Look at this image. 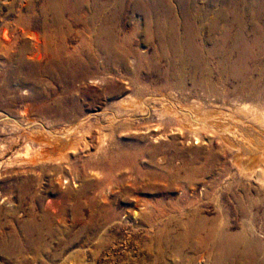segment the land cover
Returning <instances> with one entry per match:
<instances>
[{
	"label": "rangeland",
	"instance_id": "rangeland-1",
	"mask_svg": "<svg viewBox=\"0 0 264 264\" xmlns=\"http://www.w3.org/2000/svg\"><path fill=\"white\" fill-rule=\"evenodd\" d=\"M202 1L206 0H197ZM76 2L69 1L68 7L79 14ZM129 4L130 0L117 3L122 7L117 25L126 29L133 21L144 30L145 15ZM54 8L53 0H0V87L5 96L0 100V112L10 113L9 118L12 115L11 120L0 121V139H17L12 150L0 157V264H176L173 251L166 261L157 257L158 229L170 212L198 205L214 211L218 207L211 197L229 196L230 200L232 194L246 192L257 196L263 188L240 175L229 154L207 173L186 175L180 168L183 162L196 157L203 161L208 146L169 112L148 122L125 119L128 109L137 114L138 107L127 102L125 106L122 101L144 97L130 83L131 60L129 68L102 65L82 77L73 67L74 80H59L51 63L66 55L62 53L65 44L77 46L84 24L64 9L56 21ZM174 55L171 51L161 56L150 52L138 70L141 81L137 86L145 85L148 90L161 87L152 81L159 76L154 67L165 71L173 62L178 70L172 76L175 82L182 78L190 86L192 66L177 62ZM21 58L36 66L35 70L22 68L13 80L11 69ZM209 63L202 71L206 74L212 66L218 81L223 73ZM216 85L221 92L215 102L227 107L225 103L233 96H226L224 103L223 86ZM170 90L177 101L180 92ZM178 99L187 104L202 100L201 95ZM26 117L38 120L28 131L45 130L57 136L71 130L88 154L52 161L57 152L50 148L65 150L57 137V141L43 140L51 159L25 162L27 147L32 153L39 146L22 131L27 127ZM80 119L85 121L77 125ZM248 137L254 138L253 134ZM101 140L103 146L97 149ZM157 145L163 147L153 150ZM227 206L233 209L234 203L227 201ZM248 208L258 213L263 210L259 203L248 204ZM256 223L264 230V220L257 218Z\"/></svg>",
	"mask_w": 264,
	"mask_h": 264
},
{
	"label": "bare ground",
	"instance_id": "bare-ground-1",
	"mask_svg": "<svg viewBox=\"0 0 264 264\" xmlns=\"http://www.w3.org/2000/svg\"><path fill=\"white\" fill-rule=\"evenodd\" d=\"M69 1L53 0L55 20H60L59 14L64 9L84 27L77 46L70 48L65 44L62 53L66 55L51 63V69H57L59 80L66 77L74 80L77 74L73 67L80 71L79 76L82 77L90 71H98L102 65L107 69L115 66L129 68L128 62L131 60L134 66L130 83L142 91L144 97L139 101L129 97L122 101L131 107H138L137 114L130 113L127 108L123 114L125 119L148 122L151 118L160 119L163 113L169 112L179 122L184 121L192 136L208 146L203 161L196 157L183 162L180 168L186 175L207 173L222 156L229 154L231 161L237 164L238 173L253 179L263 188L257 196L247 192L232 194L230 200L234 203L233 209L227 206L229 196H216L211 197L218 207L214 211L198 205L177 209V213L170 212L158 229L157 257L166 261L173 251L176 264H264V239L259 238L264 237V230L258 228L256 223L257 218L264 220V146H261L264 145V0H130L129 5L142 10L140 12L145 15L144 30L133 21L126 29L117 25L122 8L117 3L122 0H92L91 5L89 0H77L74 8L79 6V14L69 10ZM137 35L139 40L134 46ZM153 37L159 41L152 42ZM152 51L159 56L171 51L177 57V62L192 66L191 85L188 86L182 78L175 82L172 76L178 74V70L173 62V67L165 71L154 67L159 76L152 81L159 82L161 87L148 90L145 85L137 86L141 81L138 70L140 66L143 68L142 62L149 59ZM151 59L160 61L159 57ZM208 60L223 73V76H218V81H215L212 66L206 74L202 71L203 66H210ZM17 64L11 69L13 80L22 68H30L33 72L36 67L22 58L18 59ZM217 83L223 86L224 103L226 96H233L228 99V104L225 103L227 107L215 102L221 92L216 87ZM170 89L179 91L183 97L201 95L202 100L182 103L178 99L182 97L180 95L176 101ZM3 93L0 87V100H4ZM158 105H162V108ZM9 115L0 112V121L11 120L12 115L10 118ZM25 120L27 127L22 131H26L29 139L39 145L32 153L31 148L27 147L25 162L51 159L46 151L49 148L44 147L43 140L57 141V137L65 150L61 149L60 152L54 147L50 148L53 153L57 152L52 161L58 162L62 158L70 160L88 154V149L77 143L71 130L66 133L62 131L57 136L45 130L28 131L30 126L37 125L38 120L27 117ZM84 121L80 119L77 125ZM250 134L254 137L252 141L248 137ZM16 142L14 136L0 139V157L12 150ZM98 144L97 149L103 146V140ZM158 147L163 146L157 145L153 150L156 151ZM112 161L119 163L115 158ZM258 203L263 207L261 213L248 208V204ZM31 205L32 212L33 203Z\"/></svg>",
	"mask_w": 264,
	"mask_h": 264
}]
</instances>
